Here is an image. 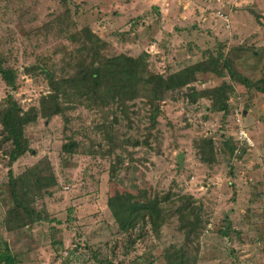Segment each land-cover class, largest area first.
<instances>
[{"label":"rangeland","instance_id":"rangeland-1","mask_svg":"<svg viewBox=\"0 0 264 264\" xmlns=\"http://www.w3.org/2000/svg\"><path fill=\"white\" fill-rule=\"evenodd\" d=\"M86 26L104 41V59L146 54L149 70L167 75L220 52L252 82L264 77V0H0V60L17 71L13 96L24 111L48 92L42 71L59 76L67 68L68 35ZM206 79L189 88L222 82L212 74ZM233 86L225 117L208 99L191 103L183 89L162 101L153 125L141 96L128 104V118L115 111L104 119L92 107L74 105L67 122L38 119L26 129L29 151L11 167V147L0 144V243L10 244L18 264H165L163 250L182 241L176 217L160 235L145 229L135 239L138 231L122 234L107 208L115 193L145 203L153 191L172 201L191 196L203 206L207 224L198 251L196 245L187 250L195 264H264V94ZM7 93L0 78V101ZM234 109L255 145L236 158L224 146L236 131ZM103 122L111 127L109 139ZM203 138L213 140L212 164L199 158ZM69 140L78 144L71 154L62 150ZM35 165L45 176L48 166L55 177L34 205L51 222L8 235L1 223L10 202L1 191L9 172L19 176Z\"/></svg>","mask_w":264,"mask_h":264},{"label":"trees","instance_id":"trees-1","mask_svg":"<svg viewBox=\"0 0 264 264\" xmlns=\"http://www.w3.org/2000/svg\"><path fill=\"white\" fill-rule=\"evenodd\" d=\"M69 36L72 47L65 53L63 61L65 68L59 76L52 75L46 70L42 73L48 87L47 94L41 96L38 105L24 111L13 93L17 90V71L3 66L0 60V78L8 88V93L0 101V144H9V167L29 151V139L26 137L28 126L35 124L38 119L49 121L57 116H64L66 111L74 105H83L96 109L106 119V113L115 111L126 113L128 118L129 103L144 97L150 110L149 120L155 124L162 113L161 103L171 93L188 89L186 97L191 103L198 99H208L211 107L225 117L229 111V96L233 93V83L246 88L255 89L264 94V77L252 82L234 67L231 59L218 52L209 54L202 61L188 66L181 71L167 75L153 73L149 70L146 54L136 58L125 54H118L103 58L104 41L93 33L89 27H83ZM212 74L222 79L219 86L197 91L189 88L195 82L205 84L206 76ZM226 78L228 80H226ZM116 122V116L113 117ZM103 126L105 138L109 139L110 126ZM118 141V140H117ZM135 142L133 145H138ZM78 146L74 140H69L62 146V150L71 154ZM229 157H234L236 144L234 138L225 141ZM198 155L204 163L215 161L212 138H203L197 144ZM246 150L242 151L244 154ZM116 165L112 167V177L120 163L116 158ZM49 176L43 174L41 165H35L19 176L8 173V182L1 193L9 199L8 209L4 214L1 227L5 233L12 235L25 228L51 220L43 218L41 212L35 210V203L42 194L48 195V188L55 186V177L48 166L44 167ZM110 175V176H111ZM111 180V177H110ZM107 208L118 229L129 238L138 231L135 239L140 237L145 229L158 236L161 229L169 222V218L176 217L177 229L182 235L178 245L168 246L163 250L165 264H195V258L187 253L188 248L195 247L206 227L207 220L203 206L196 203L191 196H179L175 201L170 194L150 192L145 203H137L131 195L126 198L115 193L107 198ZM222 237L228 239V231H219ZM127 237V238H128ZM1 242V241H0ZM129 244L134 240H129ZM190 252V251H189ZM0 264H18L12 253L10 244L0 243ZM111 264V263H108Z\"/></svg>","mask_w":264,"mask_h":264},{"label":"built area","instance_id":"built-area-1","mask_svg":"<svg viewBox=\"0 0 264 264\" xmlns=\"http://www.w3.org/2000/svg\"><path fill=\"white\" fill-rule=\"evenodd\" d=\"M232 113L236 121L234 123L236 126V131L234 132V141L236 144V149L234 151V157H233L236 158L242 155L243 150L249 151L253 149L255 145L253 143V140L248 135L247 130L244 127H242V125L240 124V118L242 117L241 112L238 109H234ZM263 206H264V202H263ZM262 220L264 223V214Z\"/></svg>","mask_w":264,"mask_h":264},{"label":"crops","instance_id":"crops-1","mask_svg":"<svg viewBox=\"0 0 264 264\" xmlns=\"http://www.w3.org/2000/svg\"><path fill=\"white\" fill-rule=\"evenodd\" d=\"M250 151H252V149H251V150H249V151H246V152H250Z\"/></svg>","mask_w":264,"mask_h":264}]
</instances>
